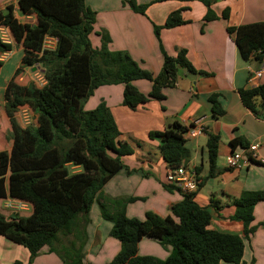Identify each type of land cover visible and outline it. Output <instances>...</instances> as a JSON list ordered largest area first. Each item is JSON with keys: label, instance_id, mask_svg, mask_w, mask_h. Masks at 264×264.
<instances>
[{"label": "trees", "instance_id": "trees-1", "mask_svg": "<svg viewBox=\"0 0 264 264\" xmlns=\"http://www.w3.org/2000/svg\"><path fill=\"white\" fill-rule=\"evenodd\" d=\"M165 1L171 0H152L151 4ZM196 1L207 8L205 21L216 19L210 10L211 0ZM122 4L141 15L148 7L135 0H123ZM16 7L22 16L35 21L21 23L14 15L13 5L0 7V55L11 52L14 45L21 46L23 53L20 66L3 92L11 145L9 150L0 151V200L9 198L28 204L31 212L28 216L9 217L0 212V236L25 248L29 252L28 263L46 247L63 264H83L87 215L96 202L101 218L112 224L110 236L121 245L109 264H241L243 238L211 230L208 208L217 212L219 206L212 199L207 207L196 200L203 182L217 174L218 136L209 135L207 139L208 173L198 189H176L182 199L170 208L168 217L159 221L148 215L147 220L140 221L125 215L127 204L136 198H111L102 193L107 182L124 168L122 160L133 154L132 148L119 141L120 132L103 102L93 110H83V103L101 86L122 85L123 106L135 110L151 100L164 99L162 90L175 86L179 71L206 74L195 71L185 52L180 51L175 58L162 53L161 71L153 76L125 52L110 51L111 40L103 30L97 33L100 47L92 48L89 35L95 13L87 8L85 0H16ZM183 10L171 12L162 26H154L155 36L158 38L161 29L184 24ZM226 17L224 13L223 18ZM2 29L7 31L11 43L3 40ZM227 32L233 36L242 60L262 62L264 22L229 27ZM47 38L54 41L52 49L45 48ZM36 67L41 69L43 86L16 83L23 68ZM137 80L151 83L149 94L143 95L133 86ZM239 97L248 110L255 112L257 104L264 110V84L239 90ZM210 103L213 117L222 116L216 99L211 98ZM23 107L35 116L34 124L25 128L15 117ZM186 132V127L173 123L163 131L148 133L150 139L160 141L158 150L168 168H177L186 160ZM238 144L246 146L241 140L230 142L233 150ZM163 187L167 192L174 190L167 184ZM262 201L263 191H244L231 202L234 212L230 220L242 224L244 238L255 231V226H251L253 210ZM60 237L68 239L67 246L63 244V254L58 245ZM143 237L169 250V256L165 260L139 256L137 248Z\"/></svg>", "mask_w": 264, "mask_h": 264}, {"label": "crops", "instance_id": "crops-1", "mask_svg": "<svg viewBox=\"0 0 264 264\" xmlns=\"http://www.w3.org/2000/svg\"><path fill=\"white\" fill-rule=\"evenodd\" d=\"M122 1L85 0L87 8L95 13V24L89 35L92 48L100 47V37L95 33L103 30L111 40L108 45L110 51L125 52L141 69L153 76L161 71L162 53L175 58L180 51L185 52L195 71L206 75H194L196 78L192 80L190 74L179 71L175 86L162 90L164 99L151 100L135 110L123 106L122 85L101 86L93 91L83 110H92L103 102L120 132L119 141L128 144L133 151L132 155L123 158L124 168L107 182L102 193L111 198H136L126 206L127 218L145 221L150 215L161 221L168 217L170 208L180 202L182 196L175 188L171 192L164 189L168 167L158 150L160 141L150 139L148 133L163 131L173 123L187 128L193 121L201 120L204 133L186 141L188 156L182 163L194 171L199 183L208 173L206 142L209 135L218 136L219 143L217 174L203 182L196 200L205 207L211 199L218 204L217 212L208 208L211 230L243 238L241 264H264V201L254 207L251 226H255V231L248 238L243 237L242 224L230 220L234 212L231 202L242 192H264V165L251 162L248 166L232 170L225 164V158L231 152L241 151L252 143H258L257 156L264 158V110L258 104L255 112L248 110L239 97V90L264 84V57L261 63L242 60L233 36L227 32L229 27L264 22V0H211L210 10L216 16L212 21L204 20L207 8L196 0L152 4V0H135L139 5H148L144 15L133 12ZM7 5L14 6V15L21 23H34L33 17L19 15L16 0H0L1 8ZM179 9H184L181 13L184 24L161 29L157 38L154 26H162L167 16ZM224 13L226 19L223 18ZM6 41L12 42L11 39ZM18 47L22 50L21 46ZM46 47L52 49L54 44L51 48ZM260 70L263 71L260 78L251 79ZM132 84L143 95L151 90V83L146 80H137ZM211 98L216 99L223 111L222 116L213 117ZM233 140H241L246 146L238 144L233 150L230 146ZM1 205L3 208L19 206L20 210L26 211L19 214L21 216H28L31 212L30 205L9 198L0 200L2 213ZM87 219L82 262L109 264L121 248L119 241L110 236L112 224L101 218L97 204L91 206ZM137 254L165 260L169 250L143 237ZM28 261L29 252L25 248L0 236V264H62L57 255L50 253L46 247L31 263Z\"/></svg>", "mask_w": 264, "mask_h": 264}, {"label": "rangeland", "instance_id": "rangeland-1", "mask_svg": "<svg viewBox=\"0 0 264 264\" xmlns=\"http://www.w3.org/2000/svg\"><path fill=\"white\" fill-rule=\"evenodd\" d=\"M19 15H20V13H19ZM28 21L31 22V20H28ZM95 34L98 35L97 32ZM2 36H3V39L5 41L8 39L10 41V37L8 36V34H4ZM47 45L53 46L50 44H47ZM18 46L19 45H15V47H13L14 48L13 52H10L7 56L0 55V62L2 61V63H3L2 65H0V151L1 150H8L10 148V139H9L10 138V126H9L8 120L5 117V114L3 111V92H4V88H5L6 83L13 77L15 70L18 68V65L20 66V61H21L23 53H22V50H20ZM16 83H18L21 86H25V85H28L30 83L35 84L37 87L43 86L44 85V79H43L41 69L38 67H36L35 69L23 68L22 72L16 77ZM91 98L93 99V97H91ZM84 103H83V105H84ZM95 108H93V109H95ZM88 111H90V110H88ZM15 117H16L18 124L22 128H25L29 125H32L35 122L34 114L25 107L20 108L16 112ZM73 170H75V169H72V171ZM93 204L95 206L97 203L95 202ZM98 208H99V206H98ZM1 211L5 217H9L10 215H13V214L19 215V214L26 213V211L20 210L19 206H17L16 208H12L10 206L3 208V206L1 205ZM67 241H68L67 238L62 239L60 237V240H59L60 243L58 245H59V249L61 248L60 251L62 250L61 251L62 254L66 250L65 248L62 249V247L67 246V245H65ZM66 260H68L67 257H66ZM62 264H63V262H62Z\"/></svg>", "mask_w": 264, "mask_h": 264}, {"label": "built area", "instance_id": "built-area-1", "mask_svg": "<svg viewBox=\"0 0 264 264\" xmlns=\"http://www.w3.org/2000/svg\"><path fill=\"white\" fill-rule=\"evenodd\" d=\"M4 34L8 33L5 29H2L1 36ZM48 42L54 43L53 39L47 38L45 40L46 49H49L46 47L48 46L47 44H49ZM49 47L51 48L52 46ZM262 72V70L255 72L252 75L251 79H259ZM203 133L204 129L201 120H195L190 124L189 127H187V132L184 135V139L186 141L192 140L200 135H203ZM258 146V143H252L241 151L231 152L225 158L226 167L228 169L238 170L242 167L248 166L251 162H257L264 165V158H260L257 156ZM166 184L183 192H195L198 189L199 181L196 179L194 171L187 169L183 165H180L179 167L174 169L167 168Z\"/></svg>", "mask_w": 264, "mask_h": 264}, {"label": "water", "instance_id": "water-1", "mask_svg": "<svg viewBox=\"0 0 264 264\" xmlns=\"http://www.w3.org/2000/svg\"><path fill=\"white\" fill-rule=\"evenodd\" d=\"M183 73H184L185 75H188V74H189V71L185 69V70H183ZM190 78H191L192 80H195L196 76H194V75H190Z\"/></svg>", "mask_w": 264, "mask_h": 264}]
</instances>
